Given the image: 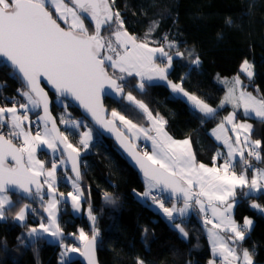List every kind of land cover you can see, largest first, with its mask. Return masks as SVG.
<instances>
[{
  "label": "snow or ice",
  "instance_id": "obj_1",
  "mask_svg": "<svg viewBox=\"0 0 264 264\" xmlns=\"http://www.w3.org/2000/svg\"><path fill=\"white\" fill-rule=\"evenodd\" d=\"M114 4L115 0H0V57L5 58L3 66H10L13 69V78L18 76L23 80L24 88L17 91L26 101L24 103L13 101L11 107L0 106V129H3L5 121L10 125V130L6 134L0 131V193L6 192L7 186L14 185L24 193L40 199L48 213L49 222L47 225L41 223L39 228H30L29 237L38 236L41 232L55 237L62 236V229L56 220V205L59 200L56 198L54 187L58 165L53 161L51 168L45 172L44 164L36 159L35 152L41 144L56 152L58 143L62 144V151H67V158L72 160V171L76 174L73 186L79 193L80 172L76 163L79 149L69 143L68 137L57 129L50 112L51 101L48 92L42 86L43 79L51 85L58 102L65 108L67 104L60 98L78 101L98 124L116 132L117 139L139 165L146 179L147 189L138 195L150 198L153 203L158 204L169 219H174V214L184 216L189 209L198 207L204 214L205 225H212L207 231L213 255L221 256L222 264L236 262L254 264L253 253L244 248L238 254L236 247L233 246H238L239 242L245 240L246 234L251 232L253 221L244 217L243 224H238L233 218L232 210L237 203V189L247 188L248 192L242 191L244 196L253 191L264 192V169H254V175L251 179L248 177V169L253 167L251 160H264L260 153L262 141L251 138L252 124L235 122L234 110L224 118L217 129L213 130L216 138L223 139L229 149L223 164L219 167H208L198 163L191 148V140L177 141L169 136L164 129L167 121L159 115L154 116L148 106L136 100L130 92L125 93L124 85L120 81L125 80L126 76L139 77L136 87L143 90L146 86L145 81L163 80L173 92L187 97L193 107L205 116L214 115L216 109L196 95L185 91L182 83H173L168 79V70L173 62L171 50L175 49L174 55L177 57L184 56V53L179 51L174 42L168 41L167 36L165 42L168 51L164 45L150 47L153 43L150 37L159 27L158 22L154 21L145 37L138 39L127 31L120 12L113 8ZM84 14H88L94 22L92 31H89L84 23ZM226 23L231 24V19L226 20ZM105 25L109 29L114 28L108 37L101 34ZM157 54L164 58V63L156 62ZM192 63L199 65V57L192 60ZM109 68L112 69L111 73ZM241 71L248 78L254 75L253 65L248 60L243 61ZM231 83L232 87L221 102V107L226 103H232L234 109L242 105L246 115L254 113L255 117L264 121V98L257 99L246 92L241 87L239 75L234 77ZM106 87L134 102L146 114L152 127H138L115 110L111 112L112 119H105L101 96ZM37 108L43 109L44 114L37 116V119L43 122L44 130L41 132L38 127L35 135H32L31 121L27 113ZM116 119L133 137L139 138L142 134L150 140L151 154L147 151H137L136 145L129 142L128 138L115 127ZM26 121L29 122L27 131ZM60 122L70 124L74 128L80 127L79 121L67 120L64 117H61ZM225 124H230L232 126L230 131L236 133L234 142L227 136L229 129L225 128ZM152 132L155 135H150ZM13 138H22V143L17 146L13 143ZM90 140V130L82 133L80 143L85 148L88 147ZM241 144L246 148L240 147ZM220 155L221 153H217V157ZM237 156L242 167L239 174L235 170ZM9 157L15 162L14 166L7 163ZM60 163H64V160L61 159ZM42 175L46 176L43 183L52 194V198L46 202L43 185L39 180ZM157 188L182 197L183 206L177 207L173 204L172 207H165L164 202L153 195V190ZM59 195L63 196V193ZM69 196L73 206L78 209L79 195L69 193ZM105 198L110 200V194L106 193ZM11 203L6 195H0V220L7 218L5 206ZM250 207L264 213V206L261 204L253 201ZM29 209L30 205H23L16 212L14 219L24 221ZM209 209L212 219L207 216ZM88 214L95 222L96 218L92 215L90 207ZM175 227L184 237L188 236V232L181 224H176ZM221 233L229 235L224 236ZM98 235L99 231L95 228L91 237L81 230L78 239L83 241V251L65 245V252L62 255L69 251L81 252L88 259V264H96L95 246ZM137 264H144V261L138 258ZM209 264H215V260H210Z\"/></svg>",
  "mask_w": 264,
  "mask_h": 264
},
{
  "label": "trees",
  "instance_id": "obj_2",
  "mask_svg": "<svg viewBox=\"0 0 264 264\" xmlns=\"http://www.w3.org/2000/svg\"><path fill=\"white\" fill-rule=\"evenodd\" d=\"M113 8L120 12L125 28L139 39L145 37L154 21L158 22L159 27L150 37L151 44L164 45L168 50L167 36L168 41L174 42L184 53V56L177 57L175 49L171 50L173 62L168 77L182 83L185 90L218 110L211 117L204 116L183 98L173 95L163 82L145 81V88L140 90L136 87L139 77L135 76H126L120 81L125 93L130 92L147 104L153 115L165 118L167 129L175 138L189 137L197 161L211 165L223 161L222 146L209 133L230 110L229 106L221 107L226 91L221 79L239 75L244 88L264 98V0H115ZM228 19L231 24L226 23ZM86 24L93 30L88 17ZM113 30L106 25L102 33L111 34ZM196 57L200 59L199 65L192 63ZM244 60L253 65L251 78L241 71ZM2 62L0 57V106H12L13 101L26 102L17 91L24 85L18 76L13 78V69L3 66ZM51 96L54 97L52 112L64 131L59 117L64 105L53 93ZM124 98V95L120 99L105 97L109 118L116 110L140 124H149L147 116L142 119L130 103L124 104ZM63 101L70 117L85 118L78 108ZM39 112V108L32 110L35 117ZM238 116L253 124L252 136L262 141L264 157V121L242 113ZM85 120L96 138L84 154L80 153L82 177L79 183L86 195L82 201L83 212L75 214L67 202L61 206L59 224L62 236L59 242H51L41 235L29 237V229L36 228L44 219V206L38 197L25 199L12 193L14 201L6 207L7 218L0 220V264H82L81 252L75 255L69 251L71 258L66 260L62 255L64 245L82 248L83 241L78 239L80 231L91 237L94 228L99 231L100 264H137L138 258L144 264H209L212 254L202 214L198 211L191 216L169 219L160 212L161 208L149 206L147 198L138 195L147 189L145 178L128 163L114 140L102 135L88 119ZM81 128L84 129L83 124ZM0 131L6 134V125ZM68 135L72 142L83 147L78 129ZM13 141L20 145L19 139ZM137 147L144 151L138 143ZM42 151L47 154L45 149ZM217 153L221 155L217 157ZM59 156L66 161L61 153ZM259 164L264 167V160ZM51 165L49 161L48 166ZM60 190L68 191L69 186L61 185ZM106 193L110 194V200L105 198ZM257 200L264 206V194ZM23 203H28L31 208L26 222L20 223L14 217ZM251 203L252 199L243 198L235 209L239 224L247 216L254 221L251 232L239 242V247L253 253L257 264H264V215L251 208ZM89 207L95 222L86 213ZM175 223L184 226L187 237L179 232Z\"/></svg>",
  "mask_w": 264,
  "mask_h": 264
},
{
  "label": "crops",
  "instance_id": "obj_3",
  "mask_svg": "<svg viewBox=\"0 0 264 264\" xmlns=\"http://www.w3.org/2000/svg\"><path fill=\"white\" fill-rule=\"evenodd\" d=\"M237 75H235V76H231L230 78H228V79H225V81H223V84H224V86L226 87V91H225V94H224V96L227 94V92H228V90H229V88L230 87H232V80H233V78L234 77H236ZM240 77V76H239ZM169 79V78H168ZM222 80V79H221ZM240 80L242 81V85H241V87L246 91V92H249V93H251L253 96H255V97H257V99H261V97L258 95V94H255L254 92H252L251 90H248V89H246V88H244V86H243V80L240 78ZM149 82V81H148ZM150 82H163V83H166L167 84V82L166 81H163V80H158V79H154V80H152V81H150ZM168 85V84H167ZM168 87L170 88V90L172 91V93L175 95V96H177V97H180V98H183L187 103H188V105L192 108V109H194V110H196V111H198V112H200L198 109H196V108H194L193 107V105H192V103L187 99V97H184L182 94H180V93H175V92H173V90H172V88L168 85ZM185 91H187V90H185ZM188 92V91H187ZM190 93V92H189ZM190 94H192V93H190ZM236 95L238 96L239 95V89L237 90V93H236ZM224 96H223V98H222V101L224 100ZM200 99V98H199ZM125 100L126 101H128V102H130L128 99H127V97H125ZM221 101V102H222ZM205 102V101H204ZM130 103H133V102H130ZM205 103H207V102H205ZM134 104V103H133ZM208 104V103H207ZM210 107H213V108H215L216 109V112H217V110H218V108L217 107H214V106H212V105H210V104H208ZM225 106H229L230 107V110H229V112H227L224 116H223V118H222V120H221V122L224 120V118L226 117V116H228L229 114H231L234 110H235V114H236V120H235V122H237V123H244V122H246V123H249V124H252L251 123V121L249 120V119H246V118H242V117H239L238 116V114L239 113H242L243 115H245V116H247V117H254V118H257V117H255V115H254V113H249L248 115H246L245 114V112H244V108H243V106L241 105L238 109H234V107L233 106H230V105H228V103H226V104H224L223 105V107H225ZM201 114H203L204 116H205V114L204 113H202V112H200ZM155 116V115H154ZM213 116V115H212ZM126 117V119H128V120H131L134 124H136L138 127H144V128H149V126L148 125H145V124H140V123H137L135 120H132L130 117H128V116H125ZM207 117H211V116H207ZM117 120V122H118V124H119V126L129 135V136H131V137H133L132 136V134L128 131V129L118 120V119H116ZM150 121V120H149ZM220 122V123H221ZM219 123V124H220ZM219 124H217L215 127H213L211 130H210V134H211V136L215 139V141L217 142V143H219L221 146H222V148H221V151H222V157H223V161H224V159H226L227 158V153H228V151H229V149H228V146L224 143V140L223 139H217L216 138V135H214L213 134V130L214 129H217V127H218V125ZM9 125V124H8ZM149 125H151V127H152V124H151V121H150V123H149ZM253 125V124H252ZM150 127V128H151ZM231 125L230 124H225V128H227V129H229V131L227 132V136H229V137H231L232 138V141L234 142V140H235V136H236V133L235 132H232V131H230V129H231ZM7 128H9V127H7ZM84 129H85V127H84ZM164 129H165V131L168 133V135L169 136H171L174 140H177V141H183V140H185V139H190L189 137H187V138H182V139H178V138H175L170 132H169V130L167 129V126L165 125L164 126ZM25 130L27 131V130H29V125H25ZM8 131H9V129H8ZM30 131H31V133H32V135H35V133L30 129ZM150 135H155V133L154 132H152V133H150ZM223 135V134H222ZM95 138H96V136L92 139V141L90 142V144H88V147H90V145H92V143H93V141L95 140ZM134 139H137V141L139 142H143V143H146L147 144V152H149L150 154H151V152H152V142L150 141V140H148V139H146L142 134L139 136V138H135V137H133ZM253 140H256L253 136L251 137ZM13 139H15V138H13ZM191 140V139H190ZM243 140V134H241V141ZM235 146V145H234ZM88 147H87V149H88ZM240 147H245L246 148V146L245 145H243V144H241L240 145ZM38 148H40V149H45L46 150V152H47V154H46V157H42V158H40L41 160V162H43V159L45 160V164H46V168H45V170H49L50 169V167L48 166V162L49 161H51V164L53 163V161H55L56 163H57V169H56V172L58 173V175H60V177L62 176V177H66V174H67V171H66V163H65V161H64V163H60V161H61V159H63L61 156H59V153H60V151H59V149L56 151V152H53V150L52 149H49V148H47V146L45 145H43V144H41V145H39L38 146ZM191 148H192V151L194 152V154H195V151H194V148H193V145H192V142H191ZM220 151V152H221ZM260 153H261V156H262V152H261V149H260ZM245 156H247V151H245ZM195 157H196V155H195ZM237 162H239V156H237ZM64 160V159H63ZM196 161H197V159H196ZM223 161L221 160V161H219L218 163H215V164H205V163H203V162H199V161H197L198 163H203V164H205V165H207L208 167H213V166H216V167H219V166H221L222 164H223ZM257 162V163H259L260 161H256V160H251V163H253V162ZM239 164V163H238ZM239 168H240V172L242 171V167L240 166V164H239ZM254 169L255 168H249L248 169V177H249V179H251V177L254 175ZM59 171H61V173H59ZM59 177V178H60ZM68 183L69 184H71L72 186H73V180L71 179H68ZM145 184H146V187H147V182H146V179H145ZM55 186V190H56V187H57V185H54ZM79 189H80V192L78 193L77 192V190L75 189V191H70V190H68V191H64V190H62V192H63V197L60 199V197L57 195V190H56V198L59 200V203L56 205V209H58V211H60V208H61V205H62V202H64L63 204H65L66 202L67 203H69L70 204V207H71V210L75 213V214H81L82 213V211H83V208H82V201L85 199V197H86V195H85V192H84V190H83V188L82 187H79ZM158 189V188H157ZM154 190H156V189H154ZM153 190V191H154ZM242 191L243 192H248L249 190L247 189V188H245V189H243V190H240V189H237V196H236V200H237V203H236V205H235V207L233 208V210H232V215H233V218L235 219V209H236V206H237V204L243 199V198H250V199H252V202L254 201L255 203H258V204H261L258 200H257V197L259 196V195H261V194H264V192H249V195L248 196H244V195H242ZM69 193H72L73 195H79V197H80V200H79V202H80V207L77 209V211L75 210L76 208L73 206V202H72V199H71V196H69ZM1 195V194H0ZM7 197H8V195H6ZM10 200H11V202H12V199L10 198V197H8ZM49 198L51 199L52 198V196H49ZM147 198V197H146ZM9 205H6L5 207H8ZM183 206V204H180L179 205V207H182ZM263 206V205H262ZM152 207H154L155 208V206H152ZM198 211H199V208L198 207H193V208H191V209H189V211L184 215V216H182V217H185V216H191V215H193L194 213H198ZM200 212V211H199ZM44 213L45 214H47L48 215V213L46 212V211H44ZM201 213V212H200ZM202 214V216L204 217V214L203 213H201ZM263 215H264V213H263ZM207 216H208V218L209 219H212V214H211V210L209 209L208 210V212H207ZM249 219H251L252 221H253V219L251 218V217H249V216H247ZM236 220V219H235ZM237 221V220H236ZM214 223L216 222L215 220L213 221ZM254 222V221H253ZM238 223V222H237ZM239 224V223H238ZM243 224V223H242ZM241 224V225H242ZM207 226H211L212 227V225L211 224H209V225H207ZM253 226V225H252ZM36 228H38V226L36 227ZM248 234V233H247ZM246 234V235H247ZM39 235H41V236H45V237H47V234L46 233H43V232H41ZM208 236V235H207ZM32 237H35V236H32ZM208 238H209V236H208ZM61 240V236H60V239H59V241ZM209 240V239H208ZM58 241V242H59ZM209 242H210V240H209ZM210 244H211V242H210ZM210 248H211V252H212V245L210 246ZM212 254V253H211ZM257 264V263H256Z\"/></svg>",
  "mask_w": 264,
  "mask_h": 264
},
{
  "label": "water",
  "instance_id": "obj_4",
  "mask_svg": "<svg viewBox=\"0 0 264 264\" xmlns=\"http://www.w3.org/2000/svg\"><path fill=\"white\" fill-rule=\"evenodd\" d=\"M1 58L3 59V61L5 60V58H3V57H1ZM8 67L11 68L10 66H8ZM11 69H12V68H11ZM18 78H19V77H18ZM19 79H20V78H19ZM20 81H21V83L24 85L23 80L20 79ZM42 86L45 88V91L48 92L49 99H50V101H51L50 106H49V107H50V112H51V116L55 119L56 127H57V129L59 130L60 133H63V134H64V132L62 131L61 126H60V124H59V122H58L57 117H56L55 114L52 112V105H53L54 97L51 96V93H53L55 97H57V95H56V93L52 90L51 85L47 84V82L44 81L43 79H42ZM105 97H109V98H112V99H120V98L122 97V95H119V94L115 93L113 90H111V89H109V88H107V87L104 89V92L102 93V96H101V102H102L103 107H104V109H105L104 117H105V119H112V118H109V116H110V110H109V108L107 107V105H106V103H105ZM62 99L65 100V101L70 102L72 105H74L76 108H78V109L80 110V112L82 113V115H83L86 119H88V121H90V123H91V124H92V125H93V126H94V127H95V128L101 133V134H102V135H104L105 137H107V138H109V139L114 140L115 143H116V145H117V147H118V149L122 152V154L124 155V157L127 159L128 163H129V164H130L135 170H137V171H138V172L144 177L143 172L141 171L139 165H138V164L135 162V160L129 155V153L125 150V148L121 145L120 141L117 139V134H116V132H114V131H110L109 129L104 128V127H102L100 124H98V123L95 121V119L92 117V115H91L89 112H87V111L83 108V106H81V105L79 104L78 101H75V100H73V99H71V98H67V99L62 98ZM39 109H40V113L43 115V114H44V113H43V109H42V108H39ZM49 127H51V123H49ZM115 127H116L117 129H119V131H120L125 137L128 138L129 142L134 143V144L136 145V143L130 138V136H129V135H128V134H127V133H126V132L120 127V126H119V124H118L117 121H115ZM64 135H65V134H64ZM13 143L16 144L17 146H19V145H18L17 143H15L14 141H13ZM57 148L59 149V151H60V153L63 155V157L66 159V161H67V163H68V169H69V171H70L72 177L75 179L76 174H75V172L72 171V160H70V159L67 158V157H68V153H67V151H62V149H63V145H62V144H59V143H58V145H57ZM136 150L139 151V152H143V151L139 150L137 146H136ZM74 155H76V154L74 153ZM7 163H8L10 166H14V163H15V162L11 159V157H9L8 160H7ZM76 163H77V167H78L79 172H80V179H79V181H80V180H81V177H82V156L80 155V152H79V154H78V156H77V161H76ZM144 178H145V177H144ZM39 180H40L41 184L43 185V188H45V185L43 184V178H42V176L39 177ZM79 181H78V182H79ZM32 188H33V191H35V185H33ZM163 192H164L165 194L171 196L172 198H175V199H178V200L182 201V197L174 196V195H172V194H171L169 191H167V190H165V191H163ZM4 193H13V194H16V195H20L21 197H24L25 199H31V198L33 197V196H30V195L24 193L21 189H19L18 187L14 186V185H9V186H7V191L4 192ZM160 212L163 213V214H165V213L163 212V209H160ZM202 222L204 223V219H202ZM64 246H65V245H64ZM81 251H83V244H82ZM64 252H65V249H64ZM65 258H66V260H69V259L71 258V255H70L69 252L65 255ZM79 259H80V261L82 262V264H88V259H87L84 255H82L81 253H80V255H79ZM95 261H96V264H100L99 255H98V242H97V239H96V246H95ZM236 264H238V263H236Z\"/></svg>",
  "mask_w": 264,
  "mask_h": 264
},
{
  "label": "rangeland",
  "instance_id": "obj_5",
  "mask_svg": "<svg viewBox=\"0 0 264 264\" xmlns=\"http://www.w3.org/2000/svg\"><path fill=\"white\" fill-rule=\"evenodd\" d=\"M84 16H85V19H84V23H85V25L89 28V31H92V29L86 24V17H88L89 19H91V17L90 16H88V14H84ZM93 24V27H94V22H92ZM106 26V25H105ZM104 26V27H105ZM104 27L102 28V30H101V34L103 35V36H105V37H108V36H110V34H107V35H104L102 32H103V30H104ZM128 31V30H127ZM129 32V31H128ZM130 33V32H129ZM131 35H133L132 33H130ZM139 39V38H138ZM157 46H161V45H154V44H150V47H157ZM166 50V49H165ZM166 51H168V50H166ZM156 62L157 63H164L165 61H163L162 59H161V57L159 56V54H157V57H156ZM171 69V68H170ZM169 69V70H170ZM169 70H168V72H169ZM111 72H112V69H111ZM117 74H119L118 73V70H117ZM169 78V77H168ZM228 78H230V77H225V78H222V83H223V81H225V79H228ZM169 80H171L173 83H176V81H174L173 79H171V78H169ZM148 82V81H147ZM150 82V81H149ZM150 83H152V82H150ZM227 94H228V92H227ZM226 94V95H227ZM174 95V94H173ZM225 95V96H226ZM224 96V97H225ZM126 97V96H125ZM137 100V99H136ZM124 104L125 105H127L128 103H130V102H132V101H130V102H128V101H126L125 100V98H124ZM127 103V104H126ZM134 103V102H133ZM130 103V107L132 108V109H135L136 111H138V116L139 117H142V119H144L145 118V116H146V114L145 113H143L142 111H141V109L139 108V107H137V105L134 103ZM145 104V103H144ZM147 105V104H146ZM228 105H230V106H233V104L232 103H228ZM7 107H11V106H7ZM239 108V107H238ZM238 108H236V109H238ZM66 111V112H65ZM67 111L68 110H66V108L64 107V111H62V113H60V115H59V117H60V121H61V117H64L65 119H67V120H75V121H79L80 122V127L79 128H74V127H72L70 124H64V123H61V125H62V127H63V129H64V134L68 137V142L69 143H71L74 147H76V148H78L79 149V152L81 153V154H84V152L87 150L84 146L83 147H80V146H78V144L77 143H74V142H72V140H70V137H69V135L68 134H71V132L72 131H74V130H76V129H78L79 131H80V141H81V138H82V133H84V132H88L89 130L91 131V140L88 142V144H90V142L92 141V139L96 136V134H95V132H94V130L87 124V121L85 120V118H83V117H77V118H75V117H70L68 114H67ZM116 111V110H115ZM121 115H123V116H126V115H124V114H122V113H120ZM37 116H42V114L39 112L37 115H36V117ZM128 117H130L132 120H134L131 116H128ZM165 119V118H164ZM117 121V120H116ZM27 122V121H26ZM26 122H25V125H27L26 124ZM41 122V125H42V128H43V130H44V124H43V122L42 121H40ZM138 123V122H137ZM81 124H83L84 125V127H85V129H82L81 128ZM4 125H6V127H9V128H7V132H8V129L10 130V125H8V123H7V121H5V124ZM146 125H148L149 126V128L151 127V125H149V124H146ZM70 129V131L69 130H67V129ZM65 130L67 131V132H65ZM130 138L135 142V143H137L138 141H137V139H134L133 137H131L130 136ZM17 139H19V142H22V138H17ZM140 142V141H139ZM138 142V143H139ZM140 143H143V142H140ZM45 146V145H44ZM40 150V148H38L37 147V149H36V152H35V157H36V159L37 160H41L40 158H42L43 156L44 157H46V155H44L43 154V156L42 157H39V154H38V151ZM42 150V149H41ZM144 151H147V149H145ZM43 152V151H42ZM43 164H44V169L46 168V164H45V160L43 159ZM51 168V167H50ZM261 168H263L264 169V167H262L261 166ZM66 169H67V167H66ZM47 170H45V172H46ZM67 171V174H66V178L67 179H70L71 180V175H70V173H69V171L68 170H66ZM59 173H61V171H59ZM63 176V175H62ZM62 176L60 177V175H58V173L56 172L55 173V184L54 185H57L58 184V181H60V179L62 178ZM60 177V178H59ZM42 178L45 180L46 179V176H44V175H42ZM78 184H79V187H82L81 186V184L78 182ZM55 187V186H54ZM43 192H44V201L46 202V201H48V200H50V198H49V196H52V194H50L49 193V191H48V187H47V185L45 184V188H43ZM1 194H4V193H1ZM55 194H56V190H55ZM8 197H10L11 199H12V203H13V201H14V199H13V196L12 195H8ZM141 198L142 199H146L144 196H141ZM147 201H148V198L146 199ZM11 203V204H12ZM63 203L64 202H62V207L64 206L63 205ZM25 204H28V203H25ZM24 203L22 204V207H23V205H25ZM177 207H179V205L180 204H183L182 203V201H179L178 203H174ZM29 205V204H28ZM173 205V204H172ZM171 205V206H172ZM155 206V208L156 209H160V207L158 206V205H154ZM21 208V207H20ZM30 208H31V205H30ZM76 211H77V208L75 209ZM29 211V210H28ZM45 211V210H44ZM88 209L86 210V213H87V215L89 216V214H88ZM83 212V211H82ZM59 214H60V211H58V209H56V220H57V223L59 224ZM174 216H175V219H177V218H180V217H182V216H178V215H176V214H174ZM27 217H28V212H27V215H26V219L24 220V221H20V223H25L26 222V220H27ZM48 222H49V218H48V215L47 214H45L44 213V219L41 221V223H44V224H48ZM40 223V224H41ZM39 224V225H40ZM176 224H180V223H175V225ZM59 226H60V224H59ZM181 226L182 227H184L182 224H181ZM211 226H206V233H207V235H208V231H207V229L208 228H210ZM38 228H39V226H38ZM47 234V233H46ZM86 234V233H85ZM222 235H224V236H227L225 233H221ZM87 235V234H86ZM47 238H48V240L49 241H51V242H58L59 241V239H60V237H55V236H51V235H49V234H47ZM209 239V238H208ZM210 243V242H209ZM210 246H211V244H210ZM234 247H236V249H237V253L238 254H240L241 252H242V249H240V247H239V245L237 246V245H233ZM74 247H76V246H74ZM76 248H80V247H76ZM81 249V248H80ZM73 254H75V255H77V253L78 252H72ZM212 253V257H211V259L210 260H215V264H222V260H223V258L221 257V256H219V255H213V252H211ZM253 260H254V264H256V261H255V259H254V256H253ZM236 263H238V264H240V262H236Z\"/></svg>",
  "mask_w": 264,
  "mask_h": 264
},
{
  "label": "built area",
  "instance_id": "obj_6",
  "mask_svg": "<svg viewBox=\"0 0 264 264\" xmlns=\"http://www.w3.org/2000/svg\"><path fill=\"white\" fill-rule=\"evenodd\" d=\"M32 110H34V109H32ZM32 110L28 111V113H27V115L29 116V120L31 121L30 129H31L34 133H36V131H37L38 127H39V130H40L41 132H43V129H42L41 123H40V121H39V120L33 115ZM21 112H23V110H21ZM26 123L29 125V122H28V121H27ZM21 143H22V142H20V144H21ZM138 144H139L140 149H142V150H144V149L147 147V145H146L145 143H138ZM38 154H39V157H42V156H43V152H42L41 149L38 151ZM252 165H253V168H255V169H257V168H259V169H263V168H261L260 164H259V163H256L255 161L252 163ZM235 170H236L237 174L240 173V169H239L238 164L236 165ZM61 185H67V186H69V190H70V191H75L74 186H72L71 184L68 183V179H67L65 176L62 177V178L60 179V181H58V184H57V187H56L57 195L60 197V199L63 197V196H60V195H59L60 193H63L62 190H60V186H61ZM1 195H8V194H1ZM153 195L157 196L160 200H162V201L164 202L165 207H169V206H171L172 204H174V203H178V202H179V200L174 199V198H172L171 196L165 194V193H164L163 191H161L160 189H156V190H154V191H153ZM148 205H149V206H154V205H158V204L153 203V201H152L150 198H148ZM158 206H159V205H158ZM171 207H172V206H171ZM189 219H190V218H187V220H189Z\"/></svg>",
  "mask_w": 264,
  "mask_h": 264
}]
</instances>
